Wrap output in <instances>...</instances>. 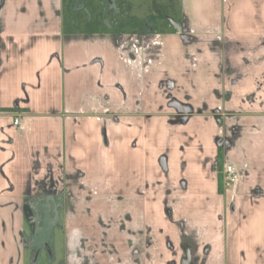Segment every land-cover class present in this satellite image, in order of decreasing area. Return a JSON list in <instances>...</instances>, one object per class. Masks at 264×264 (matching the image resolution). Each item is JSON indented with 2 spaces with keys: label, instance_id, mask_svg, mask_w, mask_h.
Masks as SVG:
<instances>
[{
  "label": "flooded vegetation",
  "instance_id": "obj_1",
  "mask_svg": "<svg viewBox=\"0 0 264 264\" xmlns=\"http://www.w3.org/2000/svg\"><path fill=\"white\" fill-rule=\"evenodd\" d=\"M152 1L141 18L129 13L127 0L50 2L62 21L66 13L71 16L64 31L68 45L98 44L111 57L117 93L86 91L80 108L65 103L50 111L74 123L96 120L98 158L84 157L79 166L65 141L35 151L34 178L20 210L28 234L49 236L56 245L64 240L61 264H207V228L176 214L193 179L203 174L215 184L217 198L206 195L201 211L212 205L211 229L230 239L232 223L240 226L250 200L264 195L260 185L247 183L254 168L247 140L264 131V37L254 45L234 42L226 32L195 21L187 0ZM5 2L0 0V11ZM107 61L100 52L89 63L104 74ZM97 85L107 89L101 79ZM23 101L29 102L28 94ZM137 121L157 124L158 137L140 138L132 131L143 129ZM159 121L170 127L166 138ZM193 122L211 123L207 153L198 133L185 129ZM177 133L182 138L171 141ZM227 163L239 170L238 182L229 188ZM42 243L39 248L55 259L57 249Z\"/></svg>",
  "mask_w": 264,
  "mask_h": 264
},
{
  "label": "crops",
  "instance_id": "obj_2",
  "mask_svg": "<svg viewBox=\"0 0 264 264\" xmlns=\"http://www.w3.org/2000/svg\"><path fill=\"white\" fill-rule=\"evenodd\" d=\"M41 1L42 7L38 0H6L0 11V264H32V253L35 252L32 250L39 249L43 241L50 242L49 236L36 237L27 233L28 227L20 210V205L28 201L25 198L26 185L29 179L34 178L32 169L36 149L42 144L53 147L55 143L65 141L81 167L84 157L98 158L100 153V124L96 120L82 119L74 123L63 120L59 115H52L50 111L60 109L65 103L80 108L86 91L117 94L112 87L116 78L109 70L111 57L98 44L68 45L63 28L61 30L63 21L50 9L52 0ZM199 1L200 4L198 0H193L194 4L187 5V8L202 26L216 27L222 34L226 32L232 41L244 45L257 44L264 37V0ZM16 33H21V40L27 43L11 36ZM43 40H46L44 43L49 45V49L40 53L38 65L34 67L35 77L24 79L26 84L22 86L23 91L17 92L15 99L5 100L3 81L13 67L12 58L25 56L28 49ZM100 52L108 59L104 74L100 72L98 64L89 63ZM99 79L107 89L100 90L97 85ZM26 94L29 95L28 103L23 101ZM19 112L23 113V119L21 126L17 127L13 121ZM5 120L11 123L6 126ZM162 121H159V125L165 131L163 138H166L170 127L164 126ZM153 123L137 121L136 125H143V129L132 131H136L140 138L158 137ZM211 127L210 122L202 125L193 122L185 128L190 134L198 133L206 153L211 142ZM119 131L126 136L125 128ZM7 138H12L13 143L9 144ZM181 138L177 133L171 141ZM250 139L247 140L248 163L254 168H250L247 183L249 186L260 185L264 190V131L251 134ZM193 181L190 196L176 214L189 220L191 218L195 224L207 228V242L211 244L207 264H264L261 256L262 251L264 253V229L257 241L252 242L253 236L250 235L253 224L264 226V195L258 200H250L247 218L240 226L232 223L230 239L218 229L215 232L211 229L216 210L212 203L206 212L201 211L206 195L212 201L217 198L215 184L207 182L203 174ZM156 214L158 218L161 216V212ZM46 224L47 232H51V220Z\"/></svg>",
  "mask_w": 264,
  "mask_h": 264
},
{
  "label": "rangeland",
  "instance_id": "obj_3",
  "mask_svg": "<svg viewBox=\"0 0 264 264\" xmlns=\"http://www.w3.org/2000/svg\"><path fill=\"white\" fill-rule=\"evenodd\" d=\"M129 2H131V7L128 6V10L129 13L132 15H137L140 18L146 16L147 14V9L149 7V5H151V3L153 2L152 0H127ZM194 4L193 0H187V5L188 6H192ZM198 4H200V1L198 0ZM202 4L204 5L205 2H202ZM214 4V2L212 3ZM199 6V5H198ZM71 7L73 8V5H71ZM200 8V6H199ZM82 11L79 12V16H83ZM71 16L70 14L66 13L65 16H63V32H66V27H68L67 25L72 24L71 22ZM11 36H14L16 38V40L18 41H22L21 39H23V37H21V33H16V34H11ZM46 40L41 41L37 46H33L31 49H28L26 55L21 56L20 57H13L12 58V62L11 64L13 65L12 69L10 70V72L8 71L5 76L4 79V92L5 94L3 95L5 97V100L8 99H15L17 92H22V86L23 84L26 82H23L24 79H30L31 77H35V73H36V69H34L35 65H38V61H39V55L42 51H44L45 49H49V45H47L46 43H44ZM23 42V41H22ZM23 43H27V42H23ZM9 123H11L8 120H5V125L7 126ZM141 126V125H140ZM153 127L156 128L157 124L153 123ZM159 128L161 129V127L159 126ZM260 213V212H259ZM264 229V226L262 224L257 225V224H253L250 228V235L253 236V238L251 239L252 242H254L253 240L257 241L258 237L261 235L262 230ZM59 236V235H58ZM61 237V236H59ZM55 243V244H54ZM52 243L50 241V245L52 246V248L54 247L55 251L57 249L55 259L53 258H49L48 255H46V253L44 252L45 249L43 248H39V249H33L32 253V264H61L63 262L62 260V250L63 247L65 245L64 240L62 239H58L57 241V245L56 242ZM48 250V249H47ZM50 253V252H49ZM61 254V255H60ZM57 258L59 259L57 262H55L57 260ZM49 259V262H48Z\"/></svg>",
  "mask_w": 264,
  "mask_h": 264
},
{
  "label": "built area",
  "instance_id": "obj_4",
  "mask_svg": "<svg viewBox=\"0 0 264 264\" xmlns=\"http://www.w3.org/2000/svg\"><path fill=\"white\" fill-rule=\"evenodd\" d=\"M13 124L15 126H19L21 124V115L17 114L16 118H14ZM239 179V170L234 163H227L224 166V185L225 187L234 186Z\"/></svg>",
  "mask_w": 264,
  "mask_h": 264
}]
</instances>
